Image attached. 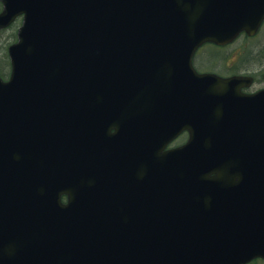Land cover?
Returning a JSON list of instances; mask_svg holds the SVG:
<instances>
[{"label":"water","instance_id":"95a60500","mask_svg":"<svg viewBox=\"0 0 264 264\" xmlns=\"http://www.w3.org/2000/svg\"><path fill=\"white\" fill-rule=\"evenodd\" d=\"M0 1V29L22 15L0 77V264L264 259V89L190 60L253 33L264 0ZM51 176L72 186L60 213L37 204Z\"/></svg>","mask_w":264,"mask_h":264},{"label":"flooded vegetation","instance_id":"af4514ba","mask_svg":"<svg viewBox=\"0 0 264 264\" xmlns=\"http://www.w3.org/2000/svg\"><path fill=\"white\" fill-rule=\"evenodd\" d=\"M236 44V48L226 54H219L221 49ZM212 45V46H211ZM212 47L217 53H210L205 47ZM191 64L197 72H214L222 77L232 75L248 76V79L242 80L240 90L244 94H252L264 88V21L260 24L258 30L249 35L245 32L240 33L237 38L229 44L214 45L204 44L198 47L192 57ZM188 139V132L181 131L165 150L182 146ZM146 145L147 142H145ZM133 153L134 150L132 151ZM141 154H135L131 159L132 171L136 177L142 178L146 174V157L140 159ZM0 160H5V153H0ZM55 178H41L38 185L37 204L48 213H60L63 207L69 202L67 193L57 192L63 188H72L62 184L52 185ZM60 182H67L68 179H61ZM79 201L77 200V203Z\"/></svg>","mask_w":264,"mask_h":264},{"label":"rangeland","instance_id":"374dc122","mask_svg":"<svg viewBox=\"0 0 264 264\" xmlns=\"http://www.w3.org/2000/svg\"><path fill=\"white\" fill-rule=\"evenodd\" d=\"M19 20H17L15 23H13V25L9 28H4V29H0V67H2L3 73H4V77H8L9 75V60L8 57L6 55L7 53V46L10 44V42H12V39H14L13 36H11V32H16V29L18 27ZM212 46V45H211ZM206 49L210 50V53H217V51L215 49H213L212 47H205ZM234 48H236V44H231L228 47L221 49L218 53L219 54H226L227 52L233 50ZM249 264H264L263 260H255L252 261Z\"/></svg>","mask_w":264,"mask_h":264},{"label":"trees","instance_id":"16d2710c","mask_svg":"<svg viewBox=\"0 0 264 264\" xmlns=\"http://www.w3.org/2000/svg\"><path fill=\"white\" fill-rule=\"evenodd\" d=\"M11 36H13L14 37V32H11ZM0 75H4V73H3V70H2V67H0Z\"/></svg>","mask_w":264,"mask_h":264},{"label":"bare ground","instance_id":"6f19581e","mask_svg":"<svg viewBox=\"0 0 264 264\" xmlns=\"http://www.w3.org/2000/svg\"><path fill=\"white\" fill-rule=\"evenodd\" d=\"M11 34V33H10ZM16 39H12V42L15 41Z\"/></svg>","mask_w":264,"mask_h":264}]
</instances>
